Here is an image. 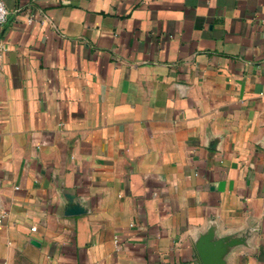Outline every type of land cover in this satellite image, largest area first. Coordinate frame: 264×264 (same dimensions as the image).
<instances>
[{"label":"crops","instance_id":"obj_1","mask_svg":"<svg viewBox=\"0 0 264 264\" xmlns=\"http://www.w3.org/2000/svg\"><path fill=\"white\" fill-rule=\"evenodd\" d=\"M3 2L0 264H264V0Z\"/></svg>","mask_w":264,"mask_h":264},{"label":"water","instance_id":"obj_2","mask_svg":"<svg viewBox=\"0 0 264 264\" xmlns=\"http://www.w3.org/2000/svg\"><path fill=\"white\" fill-rule=\"evenodd\" d=\"M245 243L242 235L224 234L215 235L213 225L201 232L195 247L203 264H225V255L236 245Z\"/></svg>","mask_w":264,"mask_h":264},{"label":"built area","instance_id":"obj_3","mask_svg":"<svg viewBox=\"0 0 264 264\" xmlns=\"http://www.w3.org/2000/svg\"><path fill=\"white\" fill-rule=\"evenodd\" d=\"M11 15L9 13V10L5 6L3 0H0V25H5L10 21ZM36 20L33 15H28L26 17L27 22H32ZM0 60H1V54H0ZM0 68H1V63H0ZM36 227L32 226L31 229L34 230Z\"/></svg>","mask_w":264,"mask_h":264}]
</instances>
